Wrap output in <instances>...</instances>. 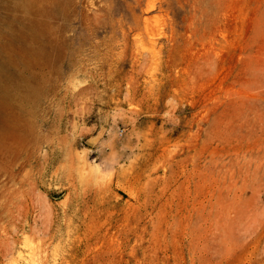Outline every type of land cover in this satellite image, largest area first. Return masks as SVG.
<instances>
[{
  "label": "rangeland",
  "instance_id": "rangeland-1",
  "mask_svg": "<svg viewBox=\"0 0 264 264\" xmlns=\"http://www.w3.org/2000/svg\"><path fill=\"white\" fill-rule=\"evenodd\" d=\"M0 264H264V0H0Z\"/></svg>",
  "mask_w": 264,
  "mask_h": 264
}]
</instances>
